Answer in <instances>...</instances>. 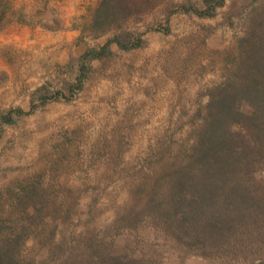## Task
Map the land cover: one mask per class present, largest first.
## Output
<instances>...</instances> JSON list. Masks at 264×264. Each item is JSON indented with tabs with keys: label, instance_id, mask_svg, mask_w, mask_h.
Instances as JSON below:
<instances>
[{
	"label": "rangeland",
	"instance_id": "obj_1",
	"mask_svg": "<svg viewBox=\"0 0 264 264\" xmlns=\"http://www.w3.org/2000/svg\"><path fill=\"white\" fill-rule=\"evenodd\" d=\"M0 2V55L9 60L17 54L6 43L21 30H74L84 52L121 31L143 40L126 52L113 46L111 58L87 63L83 73L80 56L69 55L39 80L29 109L0 106V119L18 109L29 113L0 123V160L27 159L24 166L0 164V243L22 236L23 264H42L59 248L72 253L111 239L112 254L140 264H264V232L253 258L244 251L240 260L229 254L222 263L178 248L144 218L149 187L168 173L180 143L198 127L194 114L207 103V91L229 74L239 41L259 33L264 0H227L212 18L169 15L181 5L201 9L202 0H162L105 33L92 28L100 0ZM159 27L169 32L153 31ZM81 73V88L71 91ZM6 81L0 69V88ZM59 92L57 99L40 100ZM23 189L32 191L25 205L18 200ZM135 219L140 222L132 229Z\"/></svg>",
	"mask_w": 264,
	"mask_h": 264
},
{
	"label": "trees",
	"instance_id": "obj_2",
	"mask_svg": "<svg viewBox=\"0 0 264 264\" xmlns=\"http://www.w3.org/2000/svg\"><path fill=\"white\" fill-rule=\"evenodd\" d=\"M161 1L100 0L93 13L92 28L102 33L120 29L122 24L151 11ZM226 1L202 0L201 9L176 6L177 11L172 9L169 15L180 12L212 18ZM2 14L0 2V16ZM153 31L168 33L169 29L159 27ZM254 31L239 41V55L234 58L223 82L207 91V103L194 114L193 125L197 123L198 127L180 143V153L161 178L164 183L158 179L149 187L148 212L144 217L153 228H160L178 248L222 263L229 254L240 260L244 251L251 255L247 260L253 258L259 249V233L264 232V179L256 180L259 173L264 176L262 17L259 18V35ZM142 44L140 34L131 31L114 33L101 46L84 52L79 59L80 72L83 73L86 64L93 60L111 58L113 46L126 52L138 49ZM82 73L71 91L81 88ZM58 95L62 96L59 92L51 97L43 95L40 100L57 99ZM33 110L31 107L30 112ZM13 114L29 113L19 109L9 112L1 117V124H12ZM144 190L141 188L140 192ZM21 193L18 200L22 203L32 191L23 189ZM133 222L131 228L136 229L140 221L135 219ZM22 241L23 237L17 235L0 243V264H23L19 257ZM113 246L111 239L101 245L84 244L72 253L59 248L58 254L52 253L42 264H140L127 256L112 254Z\"/></svg>",
	"mask_w": 264,
	"mask_h": 264
},
{
	"label": "crops",
	"instance_id": "obj_3",
	"mask_svg": "<svg viewBox=\"0 0 264 264\" xmlns=\"http://www.w3.org/2000/svg\"><path fill=\"white\" fill-rule=\"evenodd\" d=\"M20 32L21 37L6 43L8 50L16 52V59L9 60V58L0 55V69L7 76L6 83L0 88V106L12 107L15 105L25 110L30 108L31 92L39 86V80L51 72V67L62 60L66 59L67 61L69 55L76 54L81 57L84 54V49L75 45L77 33L74 30L59 33L35 31L28 33L24 30ZM2 97L4 100H1ZM64 108L65 111H69L72 106ZM26 160L25 158L5 157L0 160V164L10 166L12 163L15 166H24Z\"/></svg>",
	"mask_w": 264,
	"mask_h": 264
}]
</instances>
